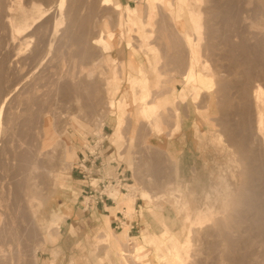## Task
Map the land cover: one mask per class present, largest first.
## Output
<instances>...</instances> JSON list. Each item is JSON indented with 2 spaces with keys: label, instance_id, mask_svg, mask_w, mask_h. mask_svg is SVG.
Wrapping results in <instances>:
<instances>
[{
  "label": "rangeland",
  "instance_id": "obj_1",
  "mask_svg": "<svg viewBox=\"0 0 264 264\" xmlns=\"http://www.w3.org/2000/svg\"><path fill=\"white\" fill-rule=\"evenodd\" d=\"M34 1L36 2V0ZM37 1H39L38 3L41 4L43 3L42 4L43 6L46 7L52 6L49 15H47L48 18L45 17L44 18L45 20L42 19L41 20L42 22L40 21L39 23H37L38 25L41 24L42 26V27L40 26V31L35 30L37 29L36 27L38 26L36 25L34 26L35 28L33 27V29H31L30 31H27V33L28 32L29 33L26 36H24L26 33L24 35H21L22 37L16 35L15 40L14 38L12 39L11 36H9L10 33L7 32L8 31L7 29L5 31L2 30L3 32L0 33V75H1L0 76V81H1L0 82V92H1L0 93V111H1L0 188H2L0 189V235H1L0 243L2 245V246L0 245L1 246L0 248L3 247L2 249H0L1 252L0 264H9V263L37 264V263H31V262H35V260L33 259L34 258L33 254L35 253L34 250L36 248V243L38 244L42 240V238L49 233L48 226L50 225L51 222H52V226H50L52 228L51 232L55 234L57 233L58 227L60 225V221L63 220L67 214H69L68 211H70L72 205L78 200L77 198L80 191L78 187L81 183V181L78 180V176L76 174V167H75L79 157L78 149H82L83 146L85 145L90 147V149H94V147L90 145L91 142L90 140L92 138L95 139L96 136H99L100 139L104 140L103 137L106 134L108 135L106 140L114 144V147L116 149V153H115L116 159L119 161V163H122L125 166L133 168V171L135 173V182L137 181V184L132 185V187L135 188L133 192H139L141 194L142 189L148 190L149 193L151 192L150 194L152 195V197L150 199L145 197L144 198L153 200V202L146 203L143 200L141 206L144 215V223L148 225L144 227V231L160 234V231L163 228L162 221H165L169 224L171 230L175 232V236L179 238V240L182 241L183 243L184 234L181 233V228L185 230L187 224L182 223L183 213L179 212V210L175 207L174 199H173L174 196L172 197V195L176 192L175 190L176 185L180 184V186L182 188H185L186 190L183 195V199L186 202H191L192 206L198 203L201 207H204L208 203L205 199V194L211 191V201H213L216 204L217 208H219L220 206V201L218 199V196L215 192H213V190L215 187H219V188L223 187V185L219 183L220 181L218 175H220L222 171L228 172V164H229L228 157H230V155L227 153V151H228L229 143L226 142L225 140L213 143V139L218 134V131L223 133L222 131L223 129L220 128L221 127L220 125H218L220 121L219 119L221 118L223 121L224 118L222 116L223 112L221 111L224 110L222 106L224 105L223 102L226 101L223 100H226L227 96H229L228 97L229 101L227 99L226 104L230 102L228 105L229 107L230 106L231 107L229 110L230 113L227 111L228 114H230V116L228 115L229 118L227 117V119L232 125L238 124V122L240 121L238 114L235 113V111L237 110V108L244 105V100H245V98L241 99L243 98V96L241 90H238L239 88L241 89V83L243 82V79L245 80V74L242 71L243 65L240 64L239 61H238L239 63L236 64L237 63L236 61L238 59L240 60L239 52H241V50L240 49L234 50V47L231 46V43L239 44L240 42H244L245 45L247 46L248 52H250L249 53L250 56L253 55L251 57L253 59L255 58L253 60L254 63H252L253 65L256 66V68L255 66H253L254 69L255 70L257 69L258 71L261 72V69L264 67L263 65L264 47H262L264 45V39H263L264 38V19H263L264 8H262L264 7L263 6L264 0H259L258 2L257 0L256 1L254 0V2L252 3L254 6L252 5V7L251 5H247V7L245 4L241 5L242 6L241 10L243 13L240 11L239 12L240 14L242 13L243 15L241 14L239 17L238 14L237 20L239 24L235 23L234 26L230 25L231 28L230 27L228 28L227 26L226 27L223 26V24H225V21H224V17L221 16L222 14L221 15L219 14L218 17L215 18L213 16L212 19L214 21L212 19H210L211 21H208L209 18H211V16L209 17L207 11L204 13L206 15H203V18L205 19L204 21L205 30L203 27L204 34L202 35L201 45L199 46L200 48L199 62L193 66V69L196 73L198 72H202L203 74L206 73L204 74L206 76L209 75L211 76V74L214 75L215 81L217 82H215V84L210 88V90L200 89L198 96L195 100V104L191 101L190 98L188 99L186 98L183 100L182 103L178 101L177 104L174 103V105L169 106L166 111V113L170 115V116L168 114L166 115L167 127L165 128L166 130L165 132H167L166 133L167 135L171 133H172L171 135H173L174 126L177 123V120H179L174 116V112H175L174 110L176 108H179L181 111L180 120H181L182 112H187V113L195 114L198 120L201 119L206 122V124L202 123L203 126H205V131L201 128L199 133L200 135L195 134L197 141L194 143L193 146L194 148L191 152L190 159H188V156L186 157L187 159H185L186 155L177 157L171 155L166 150H163L162 145L159 144L160 137L157 138L153 137L155 135L151 134L150 128H149L150 133L147 139H144V137L140 138V136H136L137 132L135 127L132 128V131L129 134L130 122L128 121L129 120L128 118L132 117L130 108L128 109L129 116L128 115L127 117L125 116L124 122H122L123 118L120 117L118 111L119 108H126L127 105L125 103H120L121 101L119 100V98L122 95L123 89L127 85V81H131L133 83L136 82L140 83V77L139 75H137V71H135V69L133 68L132 70L136 75H133L132 73L126 75L125 74L126 69L123 63H121V61H118V59H116L115 57L112 58V53H110V50H105L101 45L98 44L97 37H99V35L102 34L103 36L104 35L108 36V34L116 33L115 37H113L112 42L114 43V46L112 47L111 52L114 53L118 50L123 51L126 47H128L129 50H137V51L139 50L137 55L141 56L140 60L145 59L146 62L145 64H148V59L146 56L147 54L145 53L144 50L139 48V45L137 47V44H139V42L137 41L138 39H141V42L143 41L144 44L148 43L147 33L144 32V36H143L140 34V31H138L136 27L133 28L131 24V19L128 16V14H130L129 10L131 8H133L134 11H139L140 15L144 16L146 13L145 10L147 9L146 0H118L119 7L117 9H115L112 4L103 3V0H87V2L85 0H81V1L79 0L80 3L78 2L77 5L75 3H72L73 1L68 0L69 2L67 1L64 6V12L66 11L65 13L66 17L64 16L65 18H63V21L58 25V31L56 33L58 35H55V37L53 38L54 40H53L52 50L49 51L48 53L46 52V50H48L49 47L48 42L52 38V35H50V33L54 26V16L58 15V11H57L58 8L55 2L56 0H37ZM90 1L91 2L93 1L95 11L93 10V12L89 14ZM171 1L175 3L174 2L175 0H171ZM226 1L227 0H221L223 6L220 9L223 10L228 9L229 5L225 7V5L228 4V1L227 2ZM255 2L257 3L255 4ZM22 3L24 5L30 4L29 1L27 0H24ZM73 4L77 6V7L74 6L76 8L75 10L74 8L72 9ZM204 5L203 8L204 7L206 9L209 8V2H206V4ZM258 6L261 8V11L260 8H258ZM253 7H256V9ZM160 8L162 7H159V12L157 14V18L154 23V35L153 37H151V41H153L155 37L153 42L159 46V49H161L160 51L161 53L159 52V54H162L165 51L164 52L165 54L164 53H163L164 55L162 54L164 59L159 57L161 64L160 70L164 74H162L159 70L162 81L159 82V88L156 89L157 91L155 90V96H153V100L155 101H158L160 98H162L164 94H169L173 86H175L177 89H181L184 86V83L182 81L183 73H185L188 67H189L188 69L192 68L190 67L191 58L188 57L187 55L188 50L185 44V39L183 37L184 33L179 34L180 31L178 30V28H176L175 26L176 24L172 20H170L171 18L168 16V14L163 12V10ZM250 8L252 10L254 9L255 14L253 13L254 11L251 13L252 10ZM235 10L238 9L236 8ZM70 11L73 14H75L77 18L79 17L78 18L79 20L74 19L72 17L74 15L71 14L68 15ZM244 11L249 15V17L246 13H244ZM249 11L250 13H248ZM242 16L244 18H241ZM255 16H257L258 19L257 17L255 18ZM217 18L221 24L220 23L218 24V22L216 21ZM242 19H244L245 21ZM73 21L75 22L78 21V22H76L77 23L76 24L75 22L73 23ZM119 21H121L122 24ZM71 22L73 23V25ZM207 22L208 24H206ZM211 22L212 25L214 24L213 26L214 28H212ZM83 27L85 30L83 29ZM217 27L218 29H216ZM157 28L159 29L160 32L155 31L157 30ZM227 28L230 30L232 29L233 33L237 31L239 33L240 31L243 34L240 35L239 33L238 35V33H234L238 35L237 37ZM208 29L210 30L215 29L213 30V32H215L217 36L214 35V37H211L209 34H207L210 32V30ZM43 30L44 32H42ZM227 30L230 31L228 33V35L230 34L228 37L229 39L228 38L226 39L224 35V33L227 32ZM77 33L78 34L81 33V36L79 35L80 37H76L75 34ZM156 33L159 34L155 36ZM171 33H173V35ZM128 34H131L132 37L131 40L128 39L127 36ZM167 36H169L170 38ZM28 39L31 42H28ZM212 39H214V41L211 42ZM166 41L168 43H166ZM212 43L214 46L212 45ZM175 45L177 47H175ZM178 45L180 48H178ZM231 47L233 50L231 49ZM252 47H254V49ZM233 51L235 54L233 53ZM232 55L237 56V59L236 57L234 58ZM260 55L262 56V60L260 61L258 59L259 60L258 62L256 57ZM142 56L144 58H142ZM206 59L208 60V65L207 67H204L203 60L207 61ZM233 59H236V61ZM260 62H262L261 63L262 68L261 67L258 68L260 66L258 65ZM187 64H189V66ZM119 66L121 67L120 72L117 71L115 72H117V74L119 75L120 74L122 75V81H120L117 84V86H115L114 89L113 85H111L115 82L114 69L118 68ZM225 68L227 69L226 71L224 70ZM231 68L232 69L235 68V69L232 70ZM263 69L262 71H264ZM88 70L89 73L90 71L91 72L93 71L91 77L90 75H87ZM214 71L217 72L214 73ZM236 71L237 73H235ZM232 72L235 74L233 75ZM241 74L244 76H242ZM256 78H254L251 82L248 81L251 89L258 81L263 83L264 85V79H262L264 78V75L263 77L262 76L258 77L257 78L258 80ZM106 80H108V82H110L111 84H107ZM229 81H231L232 83ZM234 83L235 86H233ZM218 94H220L219 97ZM222 94L224 96H226L227 94L226 98L223 97ZM239 95L241 98L239 97ZM140 96L141 94L138 95V97ZM4 98L6 99V101L4 102V106L1 109V103ZM110 99H113L115 101V106L112 107L109 106ZM245 102H247V100H245ZM228 105H226L227 107L226 109H228ZM250 108H251L250 110L252 111V105L250 106ZM251 111L248 118L249 120L248 124H250V126L247 124L246 126L247 129L245 128L246 130L243 131H245L246 135L248 136V137L246 136L247 145L251 144L253 146V149L258 151L256 148L258 147L259 149V146H257L259 141L256 136V133H254L256 132L254 125L255 114H253V112L255 111L254 110L252 112ZM108 119L110 121H112V119L115 120L114 125L116 126L113 128L112 132L111 131L109 132L108 128H104L105 125L107 126L110 125L108 123ZM169 121L174 123L172 128H169L168 125ZM179 122L181 123V121ZM146 123L148 122L146 121ZM198 123L200 126L201 122L198 121ZM11 127L13 129H11ZM115 128H117L116 132L118 131L123 132L124 136L121 137L120 139L114 131ZM240 128L241 127H239V129L237 128L238 133H240L239 131L242 130ZM3 131L5 133H3ZM198 136L200 137V139H198L199 138ZM223 137L225 138L224 135ZM254 138H256L255 139L256 141L254 140ZM160 140L162 141V139ZM63 142L65 145L64 148L63 146H61L63 145ZM255 146L257 147L254 148ZM233 148L235 147H232V150H234ZM238 153L236 152V155L239 157L240 155ZM236 155L235 157L239 161L241 156L238 158ZM112 156H114V154H112ZM63 157L65 160L63 159ZM176 158H180L183 161L182 163H180L179 178L178 176L174 175L175 174L174 169L172 170V168H174V166H172L173 165L172 160ZM108 159L110 160L112 159V157L110 156ZM242 159H243L241 160L242 162L241 161L240 162L242 163L243 166H248V164H250L251 162L250 158L248 159L246 158L248 161V163L246 162L247 164L243 163V161L245 162L246 159L244 158ZM64 161L67 163L64 164ZM240 162H238V164L241 165ZM20 165L21 166L23 165L22 170ZM48 166L49 168L52 167V170H55L59 174L58 179L54 185H53L54 179L52 178L53 176L52 175L49 176L52 173L51 168L49 169L51 170V172L48 171L49 173H47L46 170ZM235 169H237V167H235ZM4 172L5 174L7 173L6 176ZM8 172L10 174L13 173L14 175H8ZM237 172L239 173V175ZM46 173L47 175H45ZM235 173L237 174L236 177L230 178L229 176H227L226 180L230 182L231 186H233L235 189L239 191L242 190V193L244 194V195L243 194L239 195L238 197L239 202L236 204L237 205L235 207L236 211L235 210L231 211L232 215L230 214L226 216L227 219L226 218L225 219L223 218L221 220L217 219V223L219 222L218 224L220 225L222 222L225 225V227L222 224L220 226L216 224L214 228L213 226L210 227V229L212 228L215 229L214 231L209 230L210 231L209 232L207 230L208 229L207 227L202 231L201 238L199 239V241H197L198 244L196 248L193 247L190 250L189 253L190 255L187 258L186 264H197V263L198 264H230V263L232 264L231 259H230L231 262H229V258L231 257V256L229 257V255L233 253L231 251L232 248L234 250L238 249L239 251H242L243 250V246H242L243 244L241 240L242 237H248V236L252 237V235L255 234V230L253 229L254 226L252 227V223L250 222L252 220L250 219L251 217L249 216L250 211L245 212L243 209L246 208V205L249 202L252 203L256 201V203L258 202L262 203L264 201V195L262 194L264 192V183L259 184L260 180L257 184H254L255 182H253V184L250 183L251 181L250 179H252V175L250 177L249 174H247V176L245 175L246 177H244L246 182L243 185L244 186L243 187L240 184V182L243 179L240 170L239 171L237 170ZM25 175L27 176V178ZM175 177H177L176 178L177 183L175 182ZM11 179H13V181ZM21 182L24 183V186L23 183ZM18 183L20 187H18L19 186ZM13 185H18V186L13 187ZM241 187L243 188L241 189ZM16 188L17 190L18 189L19 190L17 191ZM27 188L29 189V191H27ZM253 188H255V190ZM250 190L253 192H250ZM16 191L17 193L20 194H16ZM27 192L28 195L31 194L32 197V198L30 197L31 200L30 207L31 209L36 211L37 216L36 218H33L34 220L30 218L33 217L31 216L32 213H30L31 209L28 207V205H25L27 204V198L29 197L28 195H26ZM129 192H130V188H129ZM21 193L26 195L25 196L26 199L24 195ZM255 194H257L258 196L256 195L257 197L253 198ZM16 198H18L19 200ZM21 198L22 200L20 201ZM256 198L259 199L258 202ZM22 201H24L25 203ZM14 203H16L17 205ZM24 210L27 213V215L24 212ZM11 211L13 212L11 213ZM19 211L23 212V215L22 213L20 214ZM230 224H231L230 227H233V229L230 227L228 228L229 230L226 229V226L228 227V225ZM237 226H239V228H237ZM23 228H25V230ZM222 228H225L226 231L228 230L229 235H231L233 231V234L235 235V239L237 237L236 240L238 241L241 240L239 242L241 249L237 248L240 247L236 245V244L239 245V243L236 241L235 244L234 242L235 239L232 237V235H231L232 238L228 235V237L231 238V240L229 239L230 240L229 242L233 241L234 244L227 245L228 241L226 239L228 237L226 232L221 230ZM211 233L212 235H210ZM219 233L222 235L224 234L226 238L220 235ZM172 236L174 235L168 234L166 236L165 239V241H167L166 244H169V238ZM137 238L140 239L141 236ZM129 242L132 243L130 244ZM224 242H226V244ZM132 245H133V240L128 239L126 240V244L124 248L127 250V248H131ZM234 245H236L237 247L235 248ZM44 246L45 245H41L40 246L41 248H39V250L43 249ZM255 246L256 245L254 244V246H252L251 248L253 249V247ZM146 248H147V252H149V258L153 262L156 261L157 263L160 264H167L168 258H165L164 255H161V257H156V258L154 257L153 246H147ZM227 248H230L228 250H230L231 253L230 251L227 252L228 251ZM3 249L4 252H2ZM252 249L250 250L253 251ZM254 249L257 251L256 247ZM39 250L37 251V253L39 252ZM238 250H236L235 253ZM164 251L166 252L169 251L167 249V245ZM3 253L4 254L6 253V256L4 255L6 258L3 256ZM227 253L230 254L228 255ZM260 259L262 260L261 256L258 257L257 264L263 262V260L261 261ZM133 264H143V262H138V263L133 262Z\"/></svg>",
  "mask_w": 264,
  "mask_h": 264
},
{
  "label": "bare ground",
  "instance_id": "obj_2",
  "mask_svg": "<svg viewBox=\"0 0 264 264\" xmlns=\"http://www.w3.org/2000/svg\"><path fill=\"white\" fill-rule=\"evenodd\" d=\"M24 1V0H23ZM22 0H0V33L5 31L6 29L8 30L7 32L10 33L9 36H11V38L15 40V36L18 35V36H21V35H25L26 36L28 33L27 31H30L31 29H33L34 26L38 25L37 23H39L42 19H44L45 17H47V15H49L50 13V9L52 6H43L41 3H38L39 1L36 0V2L34 0H27L29 1L30 4H23ZM68 0H56V5H57V8H58V15L54 16V26L52 28V31L50 33V35H52V38L49 40L48 42V50H46V52L48 53L49 51L52 50V46H53V38L55 37V35H58L56 34L57 31H58V25L63 21V18H65V13L66 11L64 12V6L66 4ZM73 1L72 3H75L76 5L78 4L79 0H71ZM81 1V0H80ZM87 2V0H85ZM228 1V4L225 5V7H228V9H224L226 11H224L223 9H220L223 5L221 3V0H175L173 3L171 0H146V13L144 16L140 15L139 11H134L133 8H131L129 10L130 14H128V16L130 17L131 19V24H132V27H136L138 31H140V34L144 36V32L147 33V36H148V43L144 44L143 41L141 42V39H138L137 41L139 42V44H137V47L139 45V48L144 50L145 53L147 54V59H148V65L147 66H142V67H135L133 65L132 62H130L131 66L133 69H135V71H137V75H139L140 77V83H133L131 81H127V85L126 87L123 89L122 91V95L121 97L119 98V100L121 101L120 103H125L127 105L126 108H119V114H120V117L123 118V121L124 122V118L125 116L127 117V115L129 114L128 112V109L130 108V112H131V116H135V117H138V116H141L143 117L148 123L147 125L149 126L150 128V132L151 134H154V135H157V136H162V135H165L167 132H165V128L167 127V122H166V115L168 113H166L167 109L169 106L171 105H174V103L177 104V102H183L184 99H188L190 98L191 101L195 104V100L198 96V93L200 91V89H209L215 84V78H214V75L211 74V76H206L204 74L206 73H202V72H198L196 73L193 69V66L199 62V57H200V48L199 46L201 45V40H202V35L204 34V31H203V27H204V30H205V26H204V21L205 19L203 18V15H206L204 14L206 11L207 13L209 14V17L211 16V18H209L208 21H211L210 19H212V17L214 16L215 17H218V15L222 14L221 16L224 17V21H225V24H223V26H227L228 28L231 26H234L235 23H238V14H239V17L240 15L243 13L241 8L243 4L246 5H251L252 7V3L254 2V0H227ZM226 1V2H227ZM256 1V0H255ZM259 0H257L258 2ZM69 2V1H68ZM206 2H209V8H203V5L206 4ZM255 2V4L257 3ZM53 3V2H52ZM80 3V2H79ZM103 3H108V4H112L113 7L115 9H117L119 7V3H118V0H103ZM55 4V3H54ZM75 4H73V7L72 9L74 8V10L76 9L75 7H77ZM88 4V3H87ZM260 4V3H259ZM52 5V4H51ZM89 5H90V8H89V14L93 12L94 10V4H93V1L89 2ZM244 5V6H245ZM261 5V4H260ZM75 6V7H74ZM205 6V5H204ZM207 6V5H206ZM254 6V5H253ZM257 6V5H256ZM262 6V5H261ZM264 6V5H263ZM159 7H162L160 9L163 10V12H165L166 14H168V16L171 18H169L170 20H172L176 25V28H178V30L180 31L179 34L181 33H184V39H185V44H186V47H187V50H188V54H189V57L191 58V66L192 68L188 69L185 71V73H183V83H184V86L181 88V89H177L175 86H173L171 88V91L169 94H164L162 98H160L158 101H155L153 100V96H155V90L159 88V82L162 81V78H161V74L159 73V65H160V58H159V52L161 51V49H159V46L154 43V39L153 41H151V37H153L154 35V23L156 21V18H157V14L159 12ZM238 10H235L236 8ZM70 8V7H68ZM256 9V7H253ZM258 8H260L258 6ZM264 8V7H262ZM245 9V7H244ZM243 9V10H244ZM251 9V8H250ZM68 10V9H67ZM73 10V11H74ZM247 10V9H246ZM245 10V11H246ZM249 10V8H248ZM252 10V9H251ZM263 10V9H262ZM95 11V10H94ZM242 12L240 14V12ZM244 11V13H246ZM254 11V9L251 11V13ZM258 11V9H257ZM260 11H261V8H260ZM71 12V11H70ZM68 13V15H74L72 16L74 19H78L76 17L75 14H73L72 12L71 13ZM79 13V12H78ZM250 13V11L248 12ZM255 14V11L253 12ZM257 13H260V12H257ZM160 14V13H159ZM247 14V13H246ZM162 15V14H161ZM243 15V14H242ZM245 15V14H244ZM248 15V14H247ZM251 15V14H250ZM257 15V14H256ZM262 15V14H261ZM65 16V17H64ZM205 17V16H204ZM249 17V15H248ZM254 17V16H253ZM257 16H255L256 18ZM258 17H259V14H258ZM257 17V19H258ZM48 18V17H47ZM46 18V19H47ZM71 18V16H70ZM207 18V17H206ZM241 18H244L243 16ZM247 18V16H246ZM164 19V18H163ZM204 19V20H203ZM264 19V18H263ZM262 19V20H263ZM45 20V19H44ZM73 20V19H72ZM79 20V19H78ZM213 20V19H212ZM241 20V19H240ZM244 20V19H242ZM49 21V20H48ZM214 21V20H213ZM218 22V24L220 23V21H218V18L216 20ZM237 21V22H236ZM245 21V20H244ZM42 22V21H41ZM75 21H73L74 23ZM78 22V21H76ZM75 22V23H76ZM85 22V21H84ZM121 23V21H119ZM165 22V20H164ZM171 22V21H170ZM49 23V22H48ZM72 23V22H71ZM72 23V25H73ZM246 23V22H245ZM244 23V25H245ZM77 24V23H76ZM122 24V23H121ZM166 24V23H165ZM208 24V22L206 23ZM217 24V23H216ZM221 24V23H220ZM239 24V23H238ZM249 24V23H248ZM252 24V23H250ZM51 25V24H50ZM83 25V24H82ZM211 25H212V22H211ZM231 25V26H230ZM40 25H38L35 29V30H39L40 31ZM210 26V25H209ZM214 24L212 25V28ZM222 26V25H221ZM220 26V27H221ZM236 26V25H235ZM42 27V26H41ZM44 27V26H43ZM80 27V26H79ZM163 27H164V24H163ZM208 27V26H207ZM219 27V26H218ZM218 27L216 29H218ZM239 27V26H238ZM35 28V27H34ZM167 28V27H166ZM174 28V27H173ZM222 28V27H221ZM227 28V29H228ZM241 28V27H240ZM247 28V27H246ZM44 29V28H43ZM84 29V27H83ZM211 29V28H210ZM208 29V30H210ZM223 29V28H222ZM242 29V28H241ZM240 29V30H241ZM3 30V31H2ZM42 30V29H41ZM60 30V29H59ZM85 30V29H84ZM215 30V29H213ZM213 30H210L209 34L211 37H214L215 32H213ZM220 30V29H219ZM225 30V29H224ZM230 30V29H228ZM224 33L226 39L229 37L228 33L232 31V29L230 31H228ZM234 30V29H233ZM34 31V30H32ZM38 31V32H39ZM49 31V30H48ZM82 31V29H81ZM80 31V32H81ZM156 32L159 31V29L157 28V30H155ZM221 31V30H220ZM244 31V30H242ZM248 31V30H247ZM246 31V32H247ZM37 32V33H38ZM44 32V30L42 31ZM84 32V31H83ZM160 32V31H159ZM167 32V31H166ZM207 32V31H205ZM217 32V31H216ZM36 33V32H35ZM231 33V34H232ZM234 33H238L237 32H234ZM233 33V34H234ZM240 35L243 34L239 31ZM238 33V35H239ZM78 34V33H77ZM75 34L76 37H80L81 36V33L80 34ZM87 34V33H86ZM116 34V33H115ZM115 34H108V36H103L102 34L99 35L98 38V44L101 45L103 47V49L105 50H110L112 49V47L114 46V43L112 42L113 41V37H115ZM159 34V33H158ZM156 33L155 36L158 35ZM161 34V33H160ZM168 34V33H167ZM166 34V35H167ZM170 34V33H169ZM173 35V33H171ZM8 35V34H7ZM43 35V34H42ZM80 35V36H79ZM85 35V34H84ZM165 35V36H166ZM219 35V34H218ZM235 36L238 37V35L234 34ZM248 35V33H247ZM255 35V34H254ZM23 36V37H24ZM30 36V35H29ZM37 36V35H36ZM68 36V35H67ZM118 36V35H117ZM128 39L131 40V34H128ZM160 36V35H159ZM194 36V37H193ZM217 36V35H216ZM215 36V37H216ZM223 36V35H222ZM232 36V35H231ZM234 36V37H235ZM22 37V36H21ZM20 37V38H21ZM28 37V36H27ZM41 37V36H40ZM169 37V36H167ZM175 37V36H174ZM205 37V36H204ZM203 37V38H204ZM243 37V36H241ZM247 37V36H246ZM10 38V39H11ZM158 38V37H157ZM163 38V37H162ZM165 38V37H164ZM170 38V37H169ZM231 38V37H230ZM240 38V37H239ZM238 38V40H239ZM250 38V37H249ZM248 38V39H249ZM11 39V40H12ZM31 39V38H30ZM47 39V38H46ZM81 39V38H80ZM135 39V38H134ZM179 39V38H178ZM177 39V40H178ZM183 39V41H184ZM207 39V38H206ZM229 39V38H228ZM233 39V38H232ZM244 39V38H243ZM259 39V38H258ZM262 39V38H261ZM264 39V38H263ZM5 40V39H4ZM32 40V39H31ZM48 40V39H47ZM136 40V39H135ZM169 40V39H168ZM218 40V39H217ZM236 40V39H235ZM250 40V39H249ZM27 41V40H26ZM40 41V40H39ZM170 41H173V40H170ZM169 41V42H170ZM214 41V39L211 40V42ZM242 41V40H241ZM244 41H247V40H244ZM259 41V40H258ZM28 42H31L29 39H28ZM43 42V41H42ZM55 42V41H54ZM233 42V40H232ZM10 43V42H9ZM166 43H168L166 41ZM181 43V42H180ZM230 43V42H228ZM237 43V42H236ZM248 43V42H247ZM169 45V44H168ZM213 45V43H212ZM222 45V44H221ZM248 45V44H247ZM45 46V45H44ZM210 46V44H209ZM214 46V45H213ZM218 46V45H217ZM231 46L234 47V50H238L240 49L241 52L240 53V60L237 59V56H234L232 55L234 58L236 57V59H233L235 60L238 64L240 62V64H242V71L243 73L245 74V80L243 79V82L241 83V89L239 88L238 90H241V93H242V96L243 98L241 99H244L247 100V102H245L244 100V105L243 106H240L239 108H237V110L235 111V113L238 114V117H239V122L238 124H231L227 117L229 118L230 114H228V112L230 113V107H229V103L226 104L227 102V99L229 96H224L223 94V97L226 98V100H223V101H226V102H223V108L224 110L221 111L223 112L222 113V117L223 118V121L222 119L220 118L219 120V123L218 125H220L223 130V133L222 132H219L218 131V134L216 135V137L213 139V143H216L218 141H226L229 143V147H228V151L227 153L230 155V157H228V172H221L219 176V183L221 185H223L222 188H219V187H215L213 192H215L218 196V199L220 201V206L219 208L216 207V204L211 201V191L206 193L205 194V199L206 201L208 202L207 205H205L204 207H201L198 203L194 204V206L191 205V202H186L184 199H183V195H184V192L186 191L185 188H182L180 186V184H177L176 185V192L172 195V197L174 196V205L175 207L179 210V212L183 213L180 214L182 215L183 219H182V223H186V229H182L181 228V233H183V243L182 241L179 240V238H177L176 236H172L169 238V244H166L167 241H163V245L164 247L166 248V245H167V249L169 251H164V253L162 255H164L165 258H168L167 259V264H186V261H187V258L189 257V253H190V250L194 247L196 248L197 246V241H199V239L201 238V233L202 231L207 227L208 231L211 230V231H214L215 229L214 226L217 224V219L218 220H221V219H225L226 216L230 215L231 214V211L235 210V207L237 206L236 204L239 202L238 200V197L239 195H242V190L239 191L237 189H235L233 186H231V183L228 182L226 180V177L229 176L230 178H234L236 177V171L240 170V173L243 177L242 181L240 182L241 186H243L246 182V180L244 179V177L247 176V174H249V176L251 177L252 175V179H250V183L253 184V182H255L254 184H257L260 180V183L259 184H263L264 183V85L263 83L261 82H257L256 80V84L253 86V88L251 89L250 88V85H249V82L248 81H252L254 78H258V77H263L264 75V71H262V68L261 67V63L260 62L258 65H260L258 68H262L261 69V72L258 71L257 69L255 70L252 63L253 59L251 56H250V52H248V49H247V46L245 45L244 42H240L239 44H233L231 43ZM175 47H177L175 45ZM228 47V45H227ZM230 47V46H229ZM249 47V46H248ZM251 47V46H250ZM259 47V46H258ZM264 47V45L262 46ZM172 48V47H171ZM170 48V49H171ZM174 48V47H173ZM178 48L179 45H178ZM202 48V47H201ZM209 48V47H208ZM218 48V47H216ZM222 48V47H221ZM254 49V47H252ZM256 48V47H255ZM261 48V47H260ZM47 49V48H46ZM177 49V48H175ZM210 49V48H209ZM232 49V47H231ZM230 49V50H231ZM252 49V50H253ZM257 49V48H256ZM42 50V49H41ZM165 50V49H164ZM233 50V49H232ZM251 50V49H250ZM263 50V49H262ZM2 51V50H1ZM178 51V50H177ZM181 51V50H180ZM165 52V51H164ZM163 52V53H164ZM169 52V51H168ZM179 52V51H178ZM18 53V52H17ZM162 53V54H163ZM234 53V51H233ZM259 53V52H258ZM257 53V54H258ZM263 53V52H262ZM50 54V53H49ZM165 54V53H164ZM163 54V55H164ZM187 54V55H188ZM225 54V52H224ZM223 54V55H224ZM229 54V53H228ZM235 54V53H234ZM242 54V55H241ZM161 55V56H163ZM203 55V54H202ZM213 55V54H212ZM222 55V54H221ZM255 55V53H254ZM41 56V55H40ZM169 56V55H167ZM183 56V55H182ZM227 56V54H226ZM238 56V57H239ZM264 56V55H263ZM42 57V56H41ZM232 57V58H233ZM46 58V57H45ZM174 58V57H173ZM183 58V57H182ZM204 58V56H203ZM257 60L259 59L260 61L262 60V56H258L256 57ZM264 58V57H263ZM164 59V58H163ZM179 59V58H178ZM181 59V58H180ZM184 59V58H183ZM40 60V59H39ZM38 60V61H39ZM190 60V59H189ZM207 60V59H206ZM226 60V59H225ZM258 60V62H259ZM43 61V60H42ZM204 61V67H207L208 65V60ZM227 61V60H226ZM239 61V62H238ZM264 61V60H263ZM257 62V61H256ZM255 62V63H256ZM189 63V61H188ZM233 63V62H232ZM44 64V63H43ZM211 64V63H209ZM257 64V63H256ZM38 65V63H37ZM143 65V64H142ZM235 65V63H234ZM257 65V66H258ZM264 65V64H263ZM262 65V66H263ZM41 66V65H40ZM238 66V65H237ZM211 67V66H210ZM219 67V66H218ZM236 67V66H235ZM239 67V66H238ZM256 68V66H255ZM32 69V68H31ZM232 69V68H231ZM235 69V68H233ZM232 69V70H233ZM213 70V69H211ZM225 71L227 70L226 68L224 69ZM264 70V69H263ZM231 71V70H230ZM239 71V70H238ZM4 72V71H3ZM86 72V71H85ZM93 72V71H92ZM92 72L90 71L89 73V70L87 71V75H92ZM217 72V71H216ZM214 71V73H216ZM213 73V72H212ZM213 73V74H214ZM228 73V72H227ZM237 73V71L235 72ZM235 73L232 72V74L234 75ZM242 73V72H241ZM6 74V73H5ZM4 74V75H5ZM86 74V73H85ZM94 74V73H93ZM220 74V73H219ZM231 74V75H232ZM242 75V74H241ZM1 76V75H0ZM21 76V75H20ZM100 76V75H99ZM217 76V75H216ZM220 76V75H218ZM228 76V75H227ZM236 76V75H235ZM244 76V75H242ZM23 77V76H22ZM82 77V76H81ZM225 77V76H224ZM229 77V76H228ZM63 78V77H62ZM114 78H115V85L114 83L111 84L110 82H108V80H106V83L107 84H111L113 85V88L115 89V86H117V84L122 81V75L120 74H117V72H115V75H114ZM221 78V77H220ZM234 78V77H233ZM236 78V77H235ZM240 78V77H239ZM256 78V79H257ZM225 79V78H224ZM251 79V80H250ZM264 79V78H262ZM221 80V79H220ZM233 80V79H232ZM235 80V79H234ZM258 80V79H257ZM84 81V80H83ZM242 81V80H241ZM239 81V82H241ZM1 82V81H0ZM37 82V81H36ZM220 82V81H219ZM231 82V81H229ZM237 82V81H236ZM3 83V82H2ZM76 83V82H75ZM78 83V82H77ZM224 83V82H223ZM222 83V85H223ZM228 83V82H226ZM232 83V82H231ZM254 83V82H252ZM37 84V83H36ZM73 84V83H72ZM217 84V83H216ZM221 84V83H220ZM5 85V84H4ZM70 85V84H69ZM74 85V84H73ZM38 86V85H37ZM221 86V85H220ZM232 86V85H230ZM235 86V83L234 85ZM75 87V86H74ZM222 87V86H221ZM224 87V86H223ZM226 87V86H225ZM39 88V87H37ZM77 88V87H76ZM91 88V87H90ZM94 88V87H93ZM217 88V87H216ZM34 89V88H33ZM52 89V88H51ZM72 89V88H71ZM70 89V90H71ZM79 89V87H78ZM236 89V88H235ZM217 90V89H216ZM221 90H224V89H221ZM53 91V90H52ZM67 91V90H66ZM72 91V90H71ZM157 91V90H156ZM76 92V90H75ZM80 92V91H79ZM218 92V91H217ZM236 92V91H235ZM239 92V91H238ZM1 93V92H0ZM224 93V92H223ZM226 93V92H225ZM234 93V92H233ZM240 93V92H239ZM11 94V93H10ZM71 94V92H70ZM141 94L140 97H138V95ZM221 94V92H220ZM220 94H218V97L220 96ZM238 94V93H237ZM9 95V94H7ZM34 95V94H33ZM55 95V94H54ZM77 95V94H76ZM202 95V94H201ZM47 96V95H46ZM61 96V95H60ZM191 96V97H190ZM234 96V95H233ZM41 97V96H40ZM217 97V98H218ZM222 97V99H223ZM89 98V97H88ZM221 98V97H220ZM224 98V99H225ZM238 98V97H237ZM28 99V98H27ZM152 99V100H151ZM208 99V98H207ZM221 99V100H222ZM240 99V101H241ZM37 100V99H36ZM6 101V99L4 98L2 103H1V109L2 107L4 106V102ZM220 101V100H218ZM229 101V99H228ZM251 101V102H250ZM88 102V100H87ZM41 103V102H40ZM199 103V102H198ZM203 103V102H202ZM220 103V102H218ZM234 103V102H233ZM243 103V102H241ZM247 103V104H246ZM222 104V103H221ZM197 105V104H196ZM226 105H228V109H226ZM241 105V104H240ZM252 105V111L254 110L255 112H253V114H255V131L254 133H256V136L258 138V145L259 146V149L257 146H255L254 148H256L258 151H256L255 149H253V146L250 144V145H247V138H246V132L243 131V130H246L247 129V124L249 122L248 118H249V115H250V106ZM109 106L112 107V106H115V101L113 99H110L109 100ZM232 106H235V105H232ZM23 107V106H22ZM178 107V106H177ZM204 107V106H203ZM219 107V106H218ZM20 110H23V109H20ZM174 116L176 118H178L179 120H177V123L175 124L174 126V132L173 134L181 129V123L179 121L180 120V109L179 108H176L174 110ZM184 111V110H183ZM228 111V112H227ZM251 111V112H252ZM7 112V111H6ZM233 112V111H232ZM15 113V112H14ZM32 113V112H31ZM234 113V114H235ZM20 114V113H19ZM18 114V115H19ZM172 114V113H171ZM221 114V113H220ZM219 114V115H220ZM13 115V114H12ZM30 115V114H29ZM35 115V114H34ZM169 115V114H168ZM229 115V116H228ZM6 116V115H5ZM8 116V115H7ZM16 116V115H15ZM14 116V118H15ZM20 116V115H19ZM129 116V115H128ZM170 116V115H169ZM237 116V115H236ZM10 117V116H9ZM168 117V116H167ZM17 118V117H16ZM252 118V117H250ZM18 119V118H17ZM131 119V118H130ZM14 120V119H13ZM26 120V118H25ZM31 120V119H30ZM232 120V119H231ZM252 120V119H251ZM0 121H1V111H0ZM217 121V120H216ZM238 121V120H237ZM221 122V124H220ZM233 122V121H232ZM7 124V123H6ZM15 124V123H14ZM33 124V123H32ZM253 124V123H252ZM235 125V126H234ZM250 126V124H248ZM253 125V126H254ZM3 126V125H2ZM241 127L239 132L238 133V129L239 127ZM21 127V126H20ZM24 127V126H23ZM238 128V129H237ZM246 128V129H245ZM11 129H13L11 127ZM7 130V129H6ZM23 131V130H21ZM194 131H195V134L197 135H200V127H199V123L198 122H194ZM19 132V131H18ZM149 132V133H150ZM245 132V134H244ZM3 133H5L3 131ZM33 134V133H32ZM172 134V133H171ZM171 134H168V135H171ZM10 135V134H9ZM116 135L119 137V139L121 137H123V132L122 131H118L116 132ZM223 135L225 136V138L223 137ZM36 136V135H35ZM255 136V135H254ZM25 137V136H24ZM199 137V136H198ZM248 137V136H247ZM38 138V137H37ZM125 138V137H124ZM203 138V137H202ZM20 139V138H19ZM162 141L163 142V137H161ZM200 139V137L198 138ZM249 139V138H248ZM256 138H254L255 140ZM10 140V139H9ZM6 141V140H5ZM35 141V140H34ZM246 141V143H245ZM256 141V140H255ZM11 142V141H10ZM225 142V144H226ZM250 142V141H249ZM253 142V141H252ZM6 143V142H5ZM146 143V142H145ZM223 143V142H222ZM221 143V144H222ZM227 143V145H228ZM28 144V143H27ZM56 144V143H55ZM60 144V143H59ZM18 146V145H17ZM20 146V145H19ZM63 148L65 147L64 145V142H63ZM252 146V147H251ZM10 147V146H9ZM39 147V146H38ZM127 147V146H126ZM224 147V146H223ZM232 147H235L233 148L234 150H232ZM151 148V147H150ZM198 148V147H197ZM20 149V148H19ZM55 149V148H54ZM236 149V150H235ZM238 149V150H237ZM8 150V149H7ZM124 150V149H123ZM164 150V149H163ZM256 152H255V151ZM23 152V151H22ZM165 152V151H164ZM236 152H240L238 153L240 156V160L238 161V159L235 157L236 155ZM14 154V153H12ZM26 154V153H25ZM227 155V154H226ZM24 156V155H23ZM237 156V155H236ZM17 157V156H16ZM28 157V156H27ZM238 157V156H237ZM238 157V158H239ZM13 158V157H12ZM23 158V157H22ZM183 158V157H181ZM242 158L244 159H248L250 158L251 159V162H250V159H249V162L250 164H248V166H243L242 165V161L243 160ZM21 159V158H20ZM64 159V157H63ZM244 162L243 163H248V161ZM4 160V159H3ZM62 160V159H61ZM65 160V159H64ZM25 161V160H23ZM29 161V160H28ZM173 161V165L174 168H172V170L174 169V172L176 176H178L179 178V174H180V163H182L183 161L180 159V158H176ZM241 161V162H240ZM22 162V161H21ZM32 162V161H30ZM63 162V161H62ZM165 162V161H164ZM238 162L241 163L238 164ZM67 163L64 161V164ZM246 163V164H247ZM18 164V163H17ZM22 164V163H21ZM227 164V163H226ZM3 165V164H2ZM11 165V164H10ZM19 165V164H18ZM21 166V165H20ZM19 166V167H20ZM23 166V165H22ZM21 166V170H22V167ZM25 166V165H24ZM28 166V165H27ZM34 166V165H33ZM64 167V166H63ZM235 167H237V169H235ZM46 168V167H45ZM51 170H52V167H50ZM49 166L48 168L46 169L47 170V173H49L48 171L51 172ZM8 169V168H7ZM18 169V168H17ZM16 169V170H17ZM30 169V168H29ZM54 169V167H53ZM162 169V168H161ZM223 169V168H222ZM10 170V169H9ZM8 170V171H9ZM12 170V169H11ZM14 170V171H16ZM20 170V169H19ZM20 170V171H21ZM31 170V169H30ZM42 170V169H41ZM57 170V169H56ZM3 171V170H2ZM6 171V170H5ZM19 171V173H20ZM28 171V169H27ZM55 170H52V173L49 175V176H53L52 178L54 179V182H53V185L56 183L57 179H58V172H54ZM164 171V170H163ZM194 171V170H193ZM196 171V170H195ZM34 172V171H33ZM17 173V172H16ZM15 173V174H16ZM18 173V174H19ZM27 173V172H26ZM47 173L45 175H47ZM238 173V172H237ZM3 174V173H2ZM5 174V172H4ZM7 174V173H6ZM5 174V176H6ZM24 174V173H23ZM8 175H14L13 173L10 174L8 172ZM7 175V176H8ZM17 175V174H16ZM21 175V174H20ZM33 175V174H32ZM239 175V173H238ZM240 175V176H241ZM246 175V176H245ZM4 176V177H5ZM24 176V175H23ZM26 176V175H25ZM28 176H29V173H28ZM3 177V176H2ZM11 177V176H10ZM16 177V176H15ZM14 177V178H15ZM241 177V178H242ZM7 178V177H6ZM13 178V179H14ZM17 178V177H16ZM23 178V177H21ZM20 178V179H21ZM27 178V176H26ZM32 178V177H31ZM176 178L175 177V182H176ZM182 178V177H181ZM10 179V178H9ZM13 179H11L13 181ZM47 179V178H45ZM239 179V178H238ZM18 180V179H16ZM26 180V179H25ZM178 180V179H177ZM38 181V180H37ZM263 181V182H262ZM15 182V181H14ZM45 182V181H44ZM7 183V182H6ZM20 183V182H19ZM18 183V185H19ZM23 183V182H21ZM177 183V182H176ZM13 184V183H12ZM248 184V183H247ZM18 185H13L14 186H18ZM22 185V184H21ZM26 185V184H25ZM29 185V183H28ZM31 185V184H30ZM36 185V184H35ZM52 185V184H51ZM23 186H24V183H23ZM32 186V185H31ZM30 186V187H31ZM20 187V185L18 186ZM27 187V186H26ZM29 187V189H30ZM244 187V186H243ZM241 187V189L243 188ZM256 187V186H255ZM5 188V187H4ZM22 188V187H21ZM130 188V192L129 193H132L133 190L135 188L132 187V185L129 187ZM2 189V188H0ZM9 189V188H8ZM14 189V188H13ZM29 189L27 188V191H29ZM255 190V188H253ZM252 189V190H253ZM15 190V189H14ZM17 190V188H16ZM19 190V189H18ZM17 190V191H18ZM22 190V189H21ZM16 191V194H20V193H17ZM247 191V190H246ZM261 191V190H260ZM26 192V191H25ZM36 192V191H35ZM250 192H253L250 190ZM248 193V192H247ZM23 194V193H21ZM141 194H142V197L144 198H151L152 195L149 193L148 190L146 189H142L141 190ZM192 194V193H190ZM194 194V193H193ZM253 194V193H252ZM251 194V195H252ZM264 195V192L262 193ZM6 195V194H5ZM24 195V194H23ZM28 195V192L27 194ZM24 195V197L26 196ZM129 195V194H128ZM244 195V194H243ZM257 194L254 195L253 198L257 197L256 196ZM16 196V195H15ZM14 196V197H15ZM29 197L27 198V204L25 205H28V207L31 209V200H30V197H31V194L28 195ZM33 196V195H32ZM3 197V196H2ZM5 197V196H4ZM8 197V196H7ZM13 197V198H14ZM17 197H20V196H17ZM23 197V199H24ZM34 197V196H33ZM32 198V197H31ZM243 198V197H242ZM18 199V198H16ZM26 199V197H25ZM247 199V198H246ZM257 199V198H256ZM256 199H253V200H256ZM261 199V198H260ZM19 200V199H18ZM22 200V198L20 199V201ZM250 200V199H248ZM252 200V201H253ZM259 199H257V202H258ZM262 200V199H261ZM10 202V201H9ZM16 202V201H15ZM24 202V201H22ZM5 203V202H4ZM25 203V202H24ZM195 203V202H194ZM248 203V202H246ZM16 204V203H14ZM20 204H23V203H20ZM17 205V204H16ZM25 207V206H24ZM23 208V207H22ZM13 209V208H12ZM25 209V208H24ZM243 209V208H242ZM11 210V209H10ZM245 212H248L250 211V219H252L250 222L252 223V227L253 229L255 230V234L252 235V237L248 236V237H242V246H243V250L242 251H238L235 253L236 250H234L232 248V252L228 249L230 248H227V252L230 251L231 255H229V262L232 261V264H257V259L259 256L262 257V260L263 262L262 263H258V264H264V201L262 203L258 202L256 203L255 202H252V203H248L246 205V208L243 209ZM236 211V210H235ZM238 211V209H237ZM13 211H11L12 213ZM20 212V211H19ZM25 212V210H24ZM28 212V211H27ZM242 212V211H241ZM22 213L23 215V212H20V214ZM26 213V212H25ZM33 217H30L31 219L33 218H36V211L31 209V212ZM5 214V213H4ZM15 214V213H14ZM27 215V213H26ZM232 215V214H231ZM247 215V214H246ZM19 216V215H18ZM30 216V214H29ZM244 216V215H243ZM10 217V216H9ZM22 218V217H21ZM24 218V217H23ZM227 219V218H226ZM229 219V217H228ZM17 220V219H15ZM34 220V219H33ZM24 221V220H23ZM8 222V221H7ZM26 222V221H25ZM37 222V221H36ZM172 222V221H170ZM15 223V222H14ZM40 223V222H39ZM166 223V226L168 227V229H171L169 224L167 222ZM231 223V221H230ZM250 223V224H251ZM8 224V223H7ZM221 224L225 227V225L221 222ZM220 224V225H221ZM229 224V223H227ZM237 224V223H236ZM4 225V224H3ZM10 225V224H9ZM17 225V224H16ZM219 225V226H220ZM21 226V225H20ZM24 226V225H23ZM52 226V222L50 223V225L48 226L49 228V233L44 236L42 238V240L37 244L36 243V248H35V253L33 254V259L35 260V262H31V263H37L38 262V255H37V251L39 250V248H41L40 246L44 243V242H47L49 240H51L53 237H54V233L51 232L52 228L50 227ZM213 226V230L210 229V227ZM231 226L228 225V227L226 226V229H228L229 227ZM233 226V225H232ZM4 227V226H3ZM18 227V226H17ZM217 227V226H216ZM215 227V228H216ZM249 227V226H248ZM12 228V227H11ZM233 229V227H230ZM236 228V227H235ZM237 228H239V226H237ZM250 228V227H249ZM8 229V228H7ZM25 230V228H23ZM30 229V228H29ZM35 229V228H34ZM220 229V228H219ZM218 229V230H219ZM225 228H222L221 230L222 231H225L226 234H227V237H228V233H229V229L226 231ZM231 229V230H232ZM253 229H250V230H253ZM31 230V229H30ZM6 231V230H5ZM207 231V232H208ZM206 232V233H207ZM210 232V231H209ZM219 232V231H218ZM221 232V231H220ZM223 232V233H225ZM214 233V232H212ZM212 233L210 235H212ZM231 233V232H230ZM27 234V233H26ZM36 234V233H35ZM218 234V233H217ZM220 234V233H219ZM12 235V234H11ZM34 235V234H32ZM222 235V234H220ZM219 235V237H220ZM232 237L235 239V235L233 234V231H232ZM231 235H229L231 237ZM234 235V236H233ZM237 235V234H236ZM242 235V234H241ZM1 236V235H0ZM116 238L118 239V241H120L123 245L126 244V240H128V234L126 232V230H123L121 232H119L117 235H115ZM223 237H225V235L223 234L222 235ZM214 237V236H213ZM228 237L226 240L228 241L227 242V245L230 244V245H233L234 242L236 244V241L239 243L240 241L234 240L229 242L231 240V238ZM222 238V237H221ZM220 238V239H221ZM226 238V237H225ZM224 238V239H225ZM31 239V238H30ZM223 239V240H224ZM230 239V240H229ZM239 239V238H238ZM219 240V239H218ZM5 241V240H4ZM3 241V242H4ZM207 241V240H205ZM217 241V240H216ZM209 242V241H208ZM201 243V242H199ZM211 243V242H210ZM226 244V242H224ZM45 244V243H44ZM254 244L256 245V249L257 251L254 249L255 247H253V249L251 248L252 246H254ZM1 245V243H0ZM4 245V243H3ZM200 245V244H199ZM237 246H240V243L239 245L236 244ZM236 245L235 248L237 247ZM2 246V245H1ZM0 246V247H1ZM123 247V246H122ZM215 247V246H213ZM229 247V246H227ZM230 247H233V246H230ZM3 248V247H2ZM0 248V249H2ZM206 248V247H205ZM221 248V247H220ZM237 248H240L241 249V246L240 247H237ZM226 249V248H225ZM250 249H252L253 251H251ZM197 250V249H196ZM234 250V251H233ZM250 250V251H249ZM7 251V250H6ZM5 251V252H6ZM14 251V250H13ZM219 251V250H218ZM222 251V250H221ZM4 252V249L3 251ZM193 252V251H192ZM1 253V252H0ZM28 253V252H27ZM194 253V252H193ZM238 253V254H237ZM21 254V253H20ZM218 254V253H217ZM1 255V254H0ZM6 256V253L4 254L3 253V256ZM8 255V254H7ZM16 255V253H15ZM2 256V258H3ZM4 256V257H5ZM21 256V255H20ZM25 256V255H24ZM27 256V255H26ZM139 259L141 260H144V264H152L151 261L149 260V257L148 255L145 253L144 251V254H139V252L137 251L136 252V255ZM14 257V255H13ZM1 258V257H0ZM6 258V257H5ZM4 258V259H5ZM8 258V256H7ZM198 258V257H197ZM257 258V259H256ZM21 259V258H20ZM29 259V258H28ZM32 259V261H33ZM128 259V258H127ZM195 259V258H194ZM228 259V257H227ZM231 259V261H230ZM11 260V259H10ZM23 260V259H22ZM256 260V261H255ZM261 260V259H260ZM261 260V261H262ZM26 261V260H25ZM196 261V260H195ZM27 262V261H26ZM256 262V263H254ZM2 263V262H1ZM29 263V262H28ZM10 264V263H9ZM25 264V263H24ZM157 264H160V263H157ZM198 264V263H197ZM231 264V263H230Z\"/></svg>",
  "mask_w": 264,
  "mask_h": 264
},
{
  "label": "crops",
  "instance_id": "obj_3",
  "mask_svg": "<svg viewBox=\"0 0 264 264\" xmlns=\"http://www.w3.org/2000/svg\"><path fill=\"white\" fill-rule=\"evenodd\" d=\"M138 51L129 50L126 47L123 51L118 50L114 53L110 51V53H112V58L115 57L123 63L126 75L129 73L136 75L132 70L130 62L135 67L148 65L145 64V59L140 60L141 56L137 55ZM161 55L159 54V57L163 58ZM142 58L144 57L142 56ZM187 65L189 66V64ZM160 66L161 64L159 65V70ZM120 68V66L115 68L114 72H120ZM160 72L164 74L161 70ZM130 118H128L130 122L129 134L132 128L135 127L136 136L147 139L149 127L146 120L141 116H132ZM198 121L202 125L199 126L200 129L202 128L205 131V126L202 124H206L204 120H198L195 114L182 112L181 129L177 130L173 135L165 134L153 137H160L159 144L171 155L177 157L186 155L185 159H187V156L190 159L194 143L197 141L194 122ZM108 123L111 126L105 125L104 128H108V131L112 132L116 126L114 125L115 120L112 119L110 121L108 119ZM168 125L169 128H172L174 123L169 121ZM116 129L114 130L115 133ZM161 137L164 139L163 142L160 140ZM88 149L90 147L86 145L82 149H78L79 157L75 165L78 180L81 181L78 187L80 190L78 200L68 211L69 214L60 221L58 231L56 234L54 233V237L44 242L45 244H42L45 246L37 253L39 258L37 264H133V262H143L144 264V260L139 259L135 255L137 251L139 254H144L145 251L149 257L147 246H153L155 258L161 257L165 249L163 241H165L168 234L175 236V232L168 229L165 221H162L163 228L160 234L144 231V227L148 225L144 223L141 206L143 200L146 203L153 202V200L143 198L139 192L129 193V186L137 184V181L135 182V173L133 168L119 163L116 159L114 144L108 140L104 141L98 152L100 156L97 159L96 165L100 167V173L103 175L119 176L124 174L128 191H115L112 195L115 197L114 199L106 198L103 202L91 203L89 206L84 205L82 198L87 191V182L82 178L78 164L83 155L87 156ZM110 156L112 159L109 160ZM95 175L99 176L98 173ZM123 230H126L128 238L130 237L129 239L133 240V245L131 248H127V250L124 248L125 244L123 245L115 236ZM140 236L141 238L138 239L137 237ZM129 243L131 244L132 242ZM149 260L152 264L157 263L156 261L153 262L150 258Z\"/></svg>",
  "mask_w": 264,
  "mask_h": 264
},
{
  "label": "built area",
  "instance_id": "obj_4",
  "mask_svg": "<svg viewBox=\"0 0 264 264\" xmlns=\"http://www.w3.org/2000/svg\"><path fill=\"white\" fill-rule=\"evenodd\" d=\"M103 138L104 140L100 139L99 136H96L95 139L92 138L90 145L94 149H88L87 156L83 155L78 164L81 176L87 182V191L82 198L85 206H89L91 203L103 202L106 198L114 199L115 197L112 195L115 191H128L124 174L119 176L103 175L100 173V167L96 165L97 159L100 156L98 152L107 135H104ZM101 165L103 164L101 163ZM97 173L99 176L95 175Z\"/></svg>",
  "mask_w": 264,
  "mask_h": 264
}]
</instances>
